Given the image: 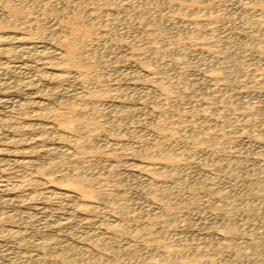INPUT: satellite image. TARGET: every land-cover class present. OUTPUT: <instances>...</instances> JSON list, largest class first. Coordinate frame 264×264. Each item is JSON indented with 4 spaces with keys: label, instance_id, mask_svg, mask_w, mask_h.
Instances as JSON below:
<instances>
[{
    "label": "rangeland",
    "instance_id": "rangeland-1",
    "mask_svg": "<svg viewBox=\"0 0 264 264\" xmlns=\"http://www.w3.org/2000/svg\"><path fill=\"white\" fill-rule=\"evenodd\" d=\"M0 264H264V0H0Z\"/></svg>",
    "mask_w": 264,
    "mask_h": 264
},
{
    "label": "bare ground",
    "instance_id": "bare-ground-1",
    "mask_svg": "<svg viewBox=\"0 0 264 264\" xmlns=\"http://www.w3.org/2000/svg\"><path fill=\"white\" fill-rule=\"evenodd\" d=\"M49 53V52H48ZM45 54V53H44ZM62 55V54H61ZM73 55V54H72ZM69 54L68 60L71 61L73 59V56ZM56 113V112H55ZM58 116V115H57ZM73 181V180H72ZM74 182V181H73ZM80 182V181H79ZM74 184V183H73ZM196 252V251H195Z\"/></svg>",
    "mask_w": 264,
    "mask_h": 264
}]
</instances>
